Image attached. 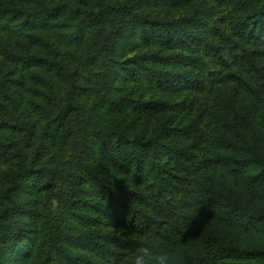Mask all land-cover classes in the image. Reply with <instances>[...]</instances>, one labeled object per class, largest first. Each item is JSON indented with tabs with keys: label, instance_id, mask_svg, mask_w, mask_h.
Instances as JSON below:
<instances>
[{
	"label": "trees",
	"instance_id": "16d2710c",
	"mask_svg": "<svg viewBox=\"0 0 264 264\" xmlns=\"http://www.w3.org/2000/svg\"><path fill=\"white\" fill-rule=\"evenodd\" d=\"M179 232L264 264V0H0V264Z\"/></svg>",
	"mask_w": 264,
	"mask_h": 264
},
{
	"label": "clouds",
	"instance_id": "9594fccd",
	"mask_svg": "<svg viewBox=\"0 0 264 264\" xmlns=\"http://www.w3.org/2000/svg\"><path fill=\"white\" fill-rule=\"evenodd\" d=\"M198 206L190 210L189 222L196 215ZM188 224L185 225L184 230ZM182 233L163 238L150 233L143 238L135 253L128 257L124 264H187L192 248L191 245L181 242Z\"/></svg>",
	"mask_w": 264,
	"mask_h": 264
}]
</instances>
